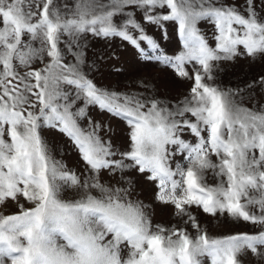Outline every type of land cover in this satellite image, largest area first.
I'll use <instances>...</instances> for the list:
<instances>
[{
    "label": "snow or ice",
    "instance_id": "obj_1",
    "mask_svg": "<svg viewBox=\"0 0 264 264\" xmlns=\"http://www.w3.org/2000/svg\"><path fill=\"white\" fill-rule=\"evenodd\" d=\"M137 14L160 29L174 22L182 51L165 55ZM200 23L213 25L211 38ZM88 33L171 67L192 81L188 94L172 102L98 88L82 69ZM241 57L264 59V0H0V206L17 208L0 213V264L264 259V75L234 88L215 82L221 62ZM81 100L125 122L127 150L114 151L99 123L81 127ZM44 129L70 139L82 173L56 159ZM128 170L158 181L155 198L174 206L177 224L153 223ZM102 171L120 179L103 183ZM193 207L260 227L210 237Z\"/></svg>",
    "mask_w": 264,
    "mask_h": 264
},
{
    "label": "rangeland",
    "instance_id": "obj_2",
    "mask_svg": "<svg viewBox=\"0 0 264 264\" xmlns=\"http://www.w3.org/2000/svg\"><path fill=\"white\" fill-rule=\"evenodd\" d=\"M136 19L141 22L146 34L158 41L160 50L165 55L175 56L182 51V44L177 31L178 26L174 22H165L164 29H160L155 25L140 21L138 14ZM198 27L211 38L213 25L200 23ZM78 43L83 46L86 61L82 65V69L85 71L87 78L98 88L117 92L154 94L157 97L175 102L186 96L192 86V81L178 77L171 67L154 59L141 58L138 50L120 37L105 38L88 33ZM146 51L150 53V50L146 49ZM186 67L190 70L192 64ZM215 74L217 77L215 82L217 84L234 88L237 85H243L264 75V59L258 58L253 62L241 57L234 62H221ZM77 106L83 107L85 110V116L78 120L81 127L87 128L89 120L99 123L102 126L101 137L105 140H111L114 151L127 150L128 128L124 121L114 117L106 110H101L98 105H85L81 100L77 102ZM109 128L112 131H107ZM42 135L50 146L57 149L53 152L56 159L62 160L67 168L77 173H82L85 164L68 137L58 130L52 129L42 130ZM184 138L192 139L190 134H186ZM124 177L132 182L134 189L133 198L149 206L148 211L151 214L153 223L165 226H172L178 223L174 206L170 203L159 202L155 198L158 181H150L146 176L139 174L135 170L126 171ZM100 178L103 183H115L116 180L120 179V175L113 177L107 171H102ZM207 182L209 184L214 183L211 173L208 175ZM16 211V205L12 201L0 206V213L3 214H10ZM191 211L196 216L201 230L206 231L210 237H221L237 233H255L260 227L250 222H234L222 216L213 217L204 214L195 207ZM189 232L192 235L195 234L192 229H189ZM258 251H264V249H258ZM238 259L241 264H264V259L254 256L250 251L241 254ZM203 264H211L210 259L205 257Z\"/></svg>",
    "mask_w": 264,
    "mask_h": 264
}]
</instances>
